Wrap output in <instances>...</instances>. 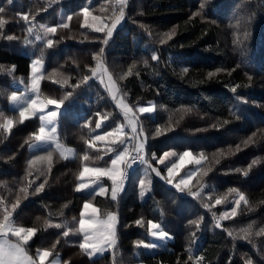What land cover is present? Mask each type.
Wrapping results in <instances>:
<instances>
[{
  "label": "trees",
  "instance_id": "1",
  "mask_svg": "<svg viewBox=\"0 0 264 264\" xmlns=\"http://www.w3.org/2000/svg\"><path fill=\"white\" fill-rule=\"evenodd\" d=\"M0 7L5 8L0 13L5 21L0 29V124L13 122L10 132L0 128V221L11 213L12 226L36 229L23 244L30 256L35 257L41 237L57 235L62 239L50 256L59 255V264H264V234L256 235L264 228V0H127L124 19L107 45L105 33L82 26V9L91 13L89 24L110 25L113 12L119 13L118 0H0ZM51 27L56 33L46 31ZM100 48L103 55L93 59ZM84 55L88 67L82 65ZM36 59L43 62L39 97L63 99L56 134L59 143L73 148L71 158L53 147L31 149L39 116L21 122L19 112L9 107L11 94L21 91L13 83L28 86ZM99 62L131 107L154 102L152 113L135 120L136 134L145 141V179L139 168L133 169L116 201L108 194L75 191L84 166L109 168L116 153L133 151L128 142L133 131L92 75ZM84 76L89 77L86 83ZM119 126L123 132L115 143L109 137L90 146L97 135ZM167 151L172 157L159 163ZM184 151L204 159L180 191L162 177ZM48 152L50 170L46 161L30 164ZM40 184L44 188L36 192ZM238 194L248 203L241 202L235 217L223 219L224 211L236 207ZM85 202L101 218L109 213L118 217L116 246L107 257L90 258L79 247ZM149 221L159 222L172 236L165 251L142 250L150 239ZM245 229L251 230L247 238Z\"/></svg>",
  "mask_w": 264,
  "mask_h": 264
},
{
  "label": "snow or ice",
  "instance_id": "2",
  "mask_svg": "<svg viewBox=\"0 0 264 264\" xmlns=\"http://www.w3.org/2000/svg\"><path fill=\"white\" fill-rule=\"evenodd\" d=\"M9 4L12 3V0H7ZM119 3V13L117 14L115 11L113 12L112 16V22L110 25L108 24H102V23H92L89 24V17L91 15L88 8L82 9V14L84 17V24L83 27H90L95 32H103L105 33V38L103 40V43L105 45L108 44L109 40L113 36V32L116 30L117 26L121 23V21L124 19V7L127 4V0H118ZM201 9H203V5H201ZM5 8L0 7V13H4ZM194 15H201L200 12L195 13ZM23 19L25 21L28 20V16L24 15ZM69 20H71V17H68ZM93 21H98L97 17H92ZM5 21L0 18V29L4 27ZM64 28L68 27L67 23H64L61 25ZM143 27V25H141ZM31 31V29H29ZM48 33H56L57 28L51 27L46 30ZM168 39H171L172 35H174V31L171 34H166ZM7 39L11 40L13 37L9 36ZM164 41L162 40L161 43ZM47 47L51 48L53 47V40L48 39L47 40ZM104 48H100L99 55L94 56L93 59L99 60L100 57L104 53ZM43 55V52H41V56ZM153 60H157L158 57L153 55ZM42 67V61L40 59H36L33 64L31 65V71L33 73L31 78V90L35 93H39L41 80L43 77L40 75ZM134 67V66H133ZM186 72L187 69H184ZM93 76L97 75V72L93 70L92 72ZM103 73H101V76ZM214 75V73H209V76ZM89 80L88 76L83 77V82H87ZM109 82H111V76L108 77ZM103 83V80H101ZM67 83V81H65ZM76 87H79V84L76 85ZM233 92L236 91L235 88L232 89ZM67 97H65L66 99ZM10 99L12 101H17L18 95L16 92H13ZM27 106L23 107L19 111V117L20 121L23 122L29 114L34 115L37 111L44 112L45 109L49 105L55 106L56 109H59L61 105L63 104V99L57 100V99H46V100H40L39 95L35 99H31L30 101H26ZM126 108V106H125ZM153 107H140L139 112L140 113H152ZM131 109L126 108V115L127 112H131ZM99 115V114H98ZM58 116L57 111H49L47 112V115H41L39 117L41 121V126L37 133H34V138L36 141H53L55 142L56 137L55 133L57 132V128L55 126L51 127L50 131L46 129L45 123L54 125L55 120ZM130 124H133V120L130 119ZM13 127L12 120H7L4 124H0V128H2L6 132H10ZM96 128L101 127V123L97 122L95 125ZM132 131L135 134L137 132L136 127L133 125ZM123 132V129H117L115 132H108L106 135H97L95 137V140L90 142L91 144H94L95 141H102L106 140L109 137L114 138L113 143L116 142V140L120 139V133ZM161 134L160 129H157V135ZM255 135V134H254ZM133 139H136V136H133ZM252 142V138L249 137L248 141H245V144ZM120 143H124V140H120ZM239 148V146H237ZM56 149L60 151L61 156H65V153L63 150H61V145L56 144ZM144 149H145V142L143 140H137V143L133 146L134 154H131L128 150V148H124L123 151L118 152L115 158L111 160V167L110 168H100V167H88L84 166L82 171L79 173V179L83 181V179L88 176L89 174L95 175L97 178L100 176H106L108 179L111 180L112 186H111V199L113 201H116L118 198V195L120 192L124 190V184L127 179V169H130L134 163H136L137 160L140 161L142 164H147L148 161L144 158ZM169 153H164V157H167ZM153 158H155V155L153 154ZM83 159L86 161L89 159L88 156H84ZM204 159L203 155L200 156L199 159L192 158V153L190 151H185L183 154L179 156V162L178 163H172L171 167H167V177H162L163 179H166L168 184H173V178L176 173L180 171V169L186 164V163H193L196 165H199L201 163V160ZM37 161H46L48 163L49 170L51 168V161H52V153L48 152L45 156H37L33 161L30 162L31 165H35ZM219 162V161H217ZM159 163H164V158L161 157L159 160ZM258 163V161H253V164ZM252 167V165H249V169ZM210 170V169H209ZM152 171L155 172L156 176H160V171L156 169H152ZM236 171H240V169H237ZM197 173L195 171L189 172L186 174L187 178H182L178 183H175L173 186L180 190L184 191V189L188 186L189 182L191 181L192 177L195 176ZM245 176H247L248 171L245 170L243 173ZM203 175H207V171L203 172ZM95 182V181H93ZM140 186L143 188L144 181H140ZM90 187L89 183L81 182L79 183L75 191L81 192L83 190H86ZM44 188V184H40L39 187L35 189L36 192L42 191ZM107 189L103 186L99 187V191L96 192V195L103 196L105 195ZM141 196H144V191L140 192ZM196 195V194H193ZM222 201L221 199H216L215 203L220 204ZM241 202H244L245 204L248 203V201L245 198L244 194H238V199L235 200V205L231 210V213L225 212L223 214V219H228L231 217H235L237 215V207L240 206ZM19 203V202H18ZM13 205V209L18 206ZM207 207V205H205ZM251 210V209H249ZM91 212L92 216L95 217V214L97 213V209L92 206L90 202H85L83 204V211H81L80 216L81 219L79 220V231L84 234L83 242L79 244L80 249L84 250L90 257L93 256L97 252H104L106 250L105 246L107 248H114L116 246L117 241V231L116 226L118 223V217L115 213H109L107 214V217L105 220L100 221L97 218H85L88 216V213ZM7 213V210H6ZM10 215L11 213H7L3 221H0V264H37L36 260H34L32 257H30L27 252L25 251L24 246L21 243H11L6 238L7 233H12V235L20 238L23 241V244H26L27 241H29L36 232L35 228H24V227H14L9 222L10 221ZM47 223V222H46ZM137 225L141 224L140 220H137L135 222ZM195 223V222H193ZM219 226V224L217 225ZM55 227L59 228L61 225L57 224ZM149 231L153 237H157L161 240L166 239L169 236V233L164 231L161 226L157 223H154L152 221H149ZM244 236L247 238L249 235H251L250 229H245ZM68 232L65 231L63 233L64 236H68ZM264 234V228L260 229L259 232L256 233V235H262ZM231 235V233H229ZM59 242V241H57ZM143 243V242H141ZM146 248H156L157 246L155 244H144L143 245ZM54 247V246H53ZM90 250V251H89ZM37 257L39 264H44L45 258L51 255V252L47 249L44 250H37ZM202 259V258H200ZM247 264H251V261H248Z\"/></svg>",
  "mask_w": 264,
  "mask_h": 264
},
{
  "label": "rangeland",
  "instance_id": "3",
  "mask_svg": "<svg viewBox=\"0 0 264 264\" xmlns=\"http://www.w3.org/2000/svg\"><path fill=\"white\" fill-rule=\"evenodd\" d=\"M35 60H33L32 62H31V65L33 64V62H34ZM67 62V61H66ZM71 62V61H70ZM82 65H84L85 67H88L89 66V57H87L86 55H84V58H83V62H82ZM42 66H43V62H42ZM41 70H42V67H41ZM93 70H95L96 72H97V75L95 76V77H97V79L101 82V80H103V85L105 86V89H106V91H107V93H108V95H109V97L114 101V103H115V105H116V107L121 111V113L123 114V118H124V120H125V126L130 130V131H132V127H133V125L135 126V120H136V115H138V114H145V113H140L139 112V108L140 107H153V109H154V102L153 101H151V102H147L145 105H140V106H138V107H136V108H133V107H131L119 94H118V92H117V86H116V83H115V81H114V79L112 78V76L105 70V68L102 66V64H101V62H99L98 63V65L97 66H95L91 71L93 72ZM101 73H103V75L101 76ZM40 74H41V72H40ZM32 75H33V73H32V71H31V66H30V79H29V84H28V86H26V87H23L22 85H20V84H18V83H13L14 84V87L15 88H17V89H21V91L20 92H16L17 93V95H18V100L17 101H12L11 99H10V97H9V107L11 108V109H13V110H16V111H20V109L21 108H23V107H26L27 106V104H26V101H30L31 99H35L36 97H37V93H35V92H33L32 90H31V87H30V85H31V78H32ZM109 76H111V82H109V80H108V77ZM12 95V94H11ZM40 98V100H46V99H43V98H41V97H39ZM125 106H126V108L127 109H131L132 111L131 112H127V115H126V108H125ZM49 111H57L58 112V114H59V109H56L55 108V106H53V105H49L48 107H47V109H45L44 110V112H40V111H37L34 115H32V114H29V116L28 117H32V116H35V115H38L39 117L41 116V115H47V112H49ZM130 119H132L133 120V124H130ZM45 126H46V129L47 130H49L50 131V129H51V127H53V126H55L56 127V125H55V123H54V125H52V124H47V123H45ZM120 128H122V126H119L118 127V129H120ZM136 136V139H133V136ZM55 137H56V140H55V142H53V141H51V140H49V141H36V140H34L33 141V143L30 145V148L31 149H33V150H35V149H38V148H45V147H53V148H55L56 149V144L58 143V144H60L61 145V150H63L64 151V153H65V156L67 157V158H69L70 157V155H72L73 153H74V150H73V148H71V147H66V146H64L63 144H61V143H59V141L57 140V134L55 133ZM129 137H130V140H128V142H130L131 144H132V147L137 143V140H143L144 141V138H143V135L142 134H130L129 135ZM145 142V141H144ZM133 149V148H132ZM57 150V149H56ZM145 150V149H144ZM59 151V150H58ZM60 152V151H59ZM185 152V151H184ZM144 153H145V151H144ZM144 153H143V155H144ZM165 153H169V155L167 156V157H164L163 156V158H164V163H166L171 157H172V155L170 154V152H165ZM118 153H116L115 155H114V157L113 158H115L116 157V155H117ZM181 154H183V152L181 153ZM181 154H179L178 155V158H177V160L174 162V163H178L179 162V156L181 155ZM192 158H196V159H199L198 157H194L193 155H192ZM203 163V159L201 160V163L199 164V165H196V164H193V163H186L181 169H180V171L178 172V173H176L175 174V176L178 174L179 176H178V178L176 179V177L174 176V178H173V184H168L167 182H166V185L167 186H170V187H173V188H175L173 185L175 184V183H178L179 181H180V179H182V178H187L186 177V174L187 173H189V172H192V171H197L198 170V168H199V166L201 165ZM172 165V164H171ZM171 165L169 166V167H171ZM110 167H111V165H110ZM109 167V168H110ZM133 171V169L132 170H130V172H132ZM139 171L141 172V174L143 175V178L145 179V176L144 175H146L145 173H147L146 171H147V167H146V165H143V166H141V167H139ZM168 176V173H167V171H166V177ZM176 179V180H175ZM106 180H108L109 181V183H106L105 181ZM93 181H95V182H93ZM81 182H85V183H89L90 184V187L88 188V189H86V190H83V191H81V192H79V193H81V194H87V193H96V192H98L99 191V187L100 186H103L104 188H106L107 189V191H106V193H105V195H109V197L111 198V186H112V182H111V180L110 179H108V177H106V176H100L99 178H97L95 175H93V174H89L88 176H86L84 179H83V181H81L80 179H79V183H81ZM190 183V182H189ZM176 189V188H175ZM96 195V194H95ZM105 195H103L102 197H104ZM98 196H100V195H98ZM93 206V205H92ZM94 207V206H93ZM95 208V207H94ZM97 209V208H96ZM82 211H83V209H82ZM99 211L97 210V213L95 214V217H93L92 216V213L91 212H89L88 213V216L87 217H85V218H97V219H99L100 221H103V220H105L106 219V217H107V215L105 216V217H99ZM225 213V211L221 214V217H222V215ZM154 223H157V224H159V222H154ZM160 225V224H159ZM149 233H150V231H149ZM81 234L83 235V239H84V234L81 232ZM172 236L171 235H169L166 239H164V240H161V239H159V238H157V237H153L152 235H151V233H150V239H149V241L147 242V243H144V244H155L157 247L156 248H146V247H144L143 245L144 244H142L141 246H142V250L144 251V252H146V253H156V252H159V251H165L168 247H167V243L168 242H170L171 240H172V238H171ZM105 248H106V250L104 251V252H97V253H95L93 256H91L90 258H96V257H99V256H105V257H107L108 256V254H109V251H110V249L111 248H107V246H105ZM90 251V250H89ZM54 257V256H53ZM52 256H50L49 257V260H48V262H44V264H53V262H50L51 261V259L53 258ZM133 264H141V263H133Z\"/></svg>",
  "mask_w": 264,
  "mask_h": 264
},
{
  "label": "crops",
  "instance_id": "4",
  "mask_svg": "<svg viewBox=\"0 0 264 264\" xmlns=\"http://www.w3.org/2000/svg\"><path fill=\"white\" fill-rule=\"evenodd\" d=\"M73 155H74V153L72 154V155H70V157L69 158H71V157H73ZM15 227V226H14ZM12 236V237H11ZM13 237H15V238H13ZM3 238H6L9 242H11V243H21L22 245H23V241L20 239V238H18V237H16V236H14V235H12V233H7V235H6V237H3ZM62 239V237H59V236H57V235H47V236H45V237H41L39 240H38V242H37V250L38 249H40V250H44V249H47V250H49L50 252L54 249V247L59 243V242H57V241H60ZM31 240V239H30ZM28 242V241H27ZM54 246V247H53ZM60 248H61V246L59 247V250H60ZM28 254V253H27ZM36 254H37V252H36ZM35 254V257H32V256H30L29 254V256L30 257H32L34 260H36V262H37V264H39V261H38V257H37V255ZM49 257L50 256H48L47 258H45V261L44 262H48V260H49ZM50 262H53V264H59V255H56V256H54L52 259H51V261Z\"/></svg>",
  "mask_w": 264,
  "mask_h": 264
},
{
  "label": "built area",
  "instance_id": "5",
  "mask_svg": "<svg viewBox=\"0 0 264 264\" xmlns=\"http://www.w3.org/2000/svg\"><path fill=\"white\" fill-rule=\"evenodd\" d=\"M131 154H134V152H131ZM141 164H142V163H140V161L137 160L136 163H134L130 169H133V168L139 167ZM129 176H130V172H129V169H127V179H126L125 182L128 181Z\"/></svg>",
  "mask_w": 264,
  "mask_h": 264
},
{
  "label": "bare ground",
  "instance_id": "6",
  "mask_svg": "<svg viewBox=\"0 0 264 264\" xmlns=\"http://www.w3.org/2000/svg\"><path fill=\"white\" fill-rule=\"evenodd\" d=\"M246 120V119H245ZM248 125V124H247ZM249 139V138H248ZM255 142V141H254ZM252 143V142H251ZM251 145V144H250ZM248 146V145H247ZM242 149V148H241ZM252 149V148H251Z\"/></svg>",
  "mask_w": 264,
  "mask_h": 264
}]
</instances>
